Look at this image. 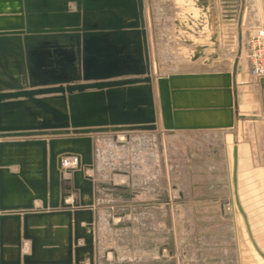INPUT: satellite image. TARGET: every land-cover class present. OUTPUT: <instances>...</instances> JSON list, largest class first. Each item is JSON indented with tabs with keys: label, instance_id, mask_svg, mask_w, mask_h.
<instances>
[{
	"label": "water",
	"instance_id": "water-1",
	"mask_svg": "<svg viewBox=\"0 0 264 264\" xmlns=\"http://www.w3.org/2000/svg\"><path fill=\"white\" fill-rule=\"evenodd\" d=\"M243 9L231 71L161 75L145 0H0V264H94L95 136L236 125Z\"/></svg>",
	"mask_w": 264,
	"mask_h": 264
},
{
	"label": "rangeland",
	"instance_id": "rangeland-1",
	"mask_svg": "<svg viewBox=\"0 0 264 264\" xmlns=\"http://www.w3.org/2000/svg\"><path fill=\"white\" fill-rule=\"evenodd\" d=\"M155 1V30L160 37L158 50L162 52L160 56L152 53L151 59L155 72L164 74L171 71L172 61L182 56L174 51L172 39V20L179 7L175 0ZM239 4V0H233L232 8L218 15L215 51L208 57L210 68H217L216 63L221 61L225 67H232L238 49ZM241 27L237 67L241 111L235 129H230L225 139L222 131L208 135L196 132L185 134L181 144L158 135L156 131L163 130L161 126L151 131L133 130L144 131L141 136L149 146L146 151L139 149V153L132 150L137 134L127 135L133 131L95 136L91 169L94 202H98V225L104 229L106 246L131 249L127 240L150 239L156 244L151 247L155 254L157 244L161 248L164 245L163 264L264 263L238 209L232 182L231 145L236 140L244 147L237 172L238 200L250 234L264 252V110L258 77L251 72L248 46L257 28L247 29L244 24ZM166 44L172 46V51ZM65 161L67 166L74 164L72 159Z\"/></svg>",
	"mask_w": 264,
	"mask_h": 264
},
{
	"label": "crops",
	"instance_id": "crops-1",
	"mask_svg": "<svg viewBox=\"0 0 264 264\" xmlns=\"http://www.w3.org/2000/svg\"><path fill=\"white\" fill-rule=\"evenodd\" d=\"M178 3V12L175 14L173 18V33L172 39L174 40V48L176 53H181L182 56L180 59L175 58L171 64V71L161 75H168L172 73L177 74H202V73H211V72H229L231 69L225 67V62L221 61L217 64V68H210L208 66V57L210 54L214 53V41L218 38L217 33V23L220 15V12H226V9L232 8L231 4H233V0H175ZM241 5V0H239ZM146 6V18L148 22V36H149V44H150V54L161 55V50H158V46L160 45V37L156 33L155 24L157 23V18L154 12V8L156 7L155 0H145ZM196 15V16H195ZM228 17V16H227ZM242 24L249 28H258L264 27V0H244V9L242 14ZM159 44V45H158ZM211 48L205 47V45ZM166 48L170 49L172 46L170 44H166ZM153 50V51H152ZM172 51V49L168 50ZM202 55V56H201ZM178 56V54L176 55ZM197 56V57H194ZM213 63H215L213 61ZM239 63V62H238ZM238 67V66H237ZM232 68V67H231ZM239 71L236 73V82L237 86L239 83ZM237 103H238V116L241 111L240 106V96H238L237 92ZM235 129V126L232 127ZM232 128H224V129H200V130H173L171 132H166L164 130H158L156 133L158 135H164V140L174 139L176 142L181 143L183 141V137L185 134L196 133V132H205L207 135L210 133H217L222 131L223 139H225V135L229 134V130ZM145 132L133 131L128 134H137L133 138L132 150L140 153V150L146 151L149 149V146L146 145V140L143 135ZM234 138L236 137L235 130ZM240 136V131L237 132ZM264 135V132H262ZM115 140V138L113 137ZM163 139V138H162ZM120 145H122L121 140H117ZM137 141V142H136ZM138 146L134 148V146ZM123 146V145H122ZM121 146V147H122ZM227 147V145H225ZM236 146L237 149V172H239L240 168V158L243 154L244 147L241 148L242 144L236 143L228 145V151L231 148V155L233 152V147ZM233 157V155H232ZM136 158V157H134ZM141 158V157H140ZM139 162L143 161L141 159H137ZM234 162V161H233ZM68 161H64V165L67 166ZM138 166V164H136ZM94 166V164H93ZM233 166V165H232ZM11 171H17V166H11ZM91 172V173H90ZM88 174L92 176V170L88 171ZM68 176V175H67ZM93 178V177H92ZM94 181V178H93ZM38 205V203H35ZM98 202H94L93 212H94V224H93V232H94V264H163L165 258V249L164 245L157 244V249H155L158 253L155 254L152 252L151 247L155 248L156 244H153L150 239H134L127 240V243L130 244L131 249H124V246H119V248H115L113 246H106L105 241L103 239V231L102 227L98 225V220L101 218L99 209L97 207ZM247 227V226H246ZM41 231L36 234L37 239L44 242L55 241L56 233L58 226H53L50 231L44 233V228L41 227L38 229ZM248 230V229H247ZM250 230V229H249ZM250 235V234H249ZM252 241V240H251ZM255 242V241H254ZM156 243V241H155ZM253 243V242H252ZM257 245V244H256ZM254 246V244H253ZM25 252L29 250V242L26 241L24 243ZM255 248V246H254ZM256 249V248H255ZM155 251V252H156ZM257 251V250H256ZM261 256V255H260ZM87 264V262H85ZM246 264V262H244ZM250 264H264L259 261H251Z\"/></svg>",
	"mask_w": 264,
	"mask_h": 264
},
{
	"label": "built area",
	"instance_id": "built-area-1",
	"mask_svg": "<svg viewBox=\"0 0 264 264\" xmlns=\"http://www.w3.org/2000/svg\"><path fill=\"white\" fill-rule=\"evenodd\" d=\"M251 72L259 77L264 76V27L253 31L248 40Z\"/></svg>",
	"mask_w": 264,
	"mask_h": 264
}]
</instances>
